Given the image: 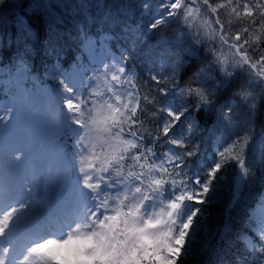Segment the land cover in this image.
Masks as SVG:
<instances>
[{"label":"snow or ice","instance_id":"snow-or-ice-1","mask_svg":"<svg viewBox=\"0 0 264 264\" xmlns=\"http://www.w3.org/2000/svg\"><path fill=\"white\" fill-rule=\"evenodd\" d=\"M195 3L196 0H141V20H147L135 30L129 28L134 39L140 40L169 22L178 23L184 33L193 37L194 47L211 41H217L220 48L228 47L231 62L209 46L204 56L210 58L209 64L198 68L186 86L181 87L176 80L181 71H187L179 54L169 66V76L154 72L148 77L158 90L151 95L153 90L141 91L146 85L137 83L138 73L126 52L105 56L99 67L86 68L77 61V71L69 72L56 66L60 56L52 47L49 54L56 56V63L50 69L54 81L51 94L59 107L52 116L50 135L34 142L22 131L26 125L22 117L23 92L8 106L0 104V112L4 113L0 116V137L6 140L12 163L26 159L30 151L38 150L47 156L52 137L64 135L71 141L69 159L74 176L59 193L49 191L46 185L38 188L31 182L9 184L0 180V264H185L206 205L213 198L210 194L219 188L218 174L234 166L239 181L249 175L247 135L223 148L218 141L210 157L196 162L195 167L189 164L198 153L187 149L188 134L194 126L199 127L203 113L217 111L215 92L204 87L207 81L200 77L218 72L231 78L238 69L244 72L245 83L237 95L249 111L256 108V97L248 91L249 86L255 84L264 90V48L258 43L260 37L256 36L252 43L248 38L241 42L242 33L252 35L247 27L234 36L205 28L198 19L199 8L193 7ZM203 5L211 13L228 6L213 7L209 0H203ZM13 7L9 0H0V9ZM253 9L264 28V0H255L254 5L245 3L244 17H254ZM231 12L241 15L236 7ZM28 15L12 13L14 23L25 34L31 31ZM256 22L251 19L252 24ZM216 23L223 32L219 17ZM82 44L84 51L93 44L86 31ZM249 48L253 54L258 53V58L249 55ZM18 62L27 75L24 57H19ZM177 91L198 102L177 106L172 98ZM158 104L161 106L156 107ZM225 107L227 111H221L220 119L228 125L234 113L230 105ZM150 108L155 111L150 112ZM161 115L165 119L161 120ZM149 120L159 121L155 132L145 127ZM185 127L187 134L182 131ZM158 147H167L168 151L158 153ZM53 159L63 166L66 154L57 151ZM257 212L261 213L257 233L260 247L253 251L264 255V200L250 210L249 216L255 219ZM217 236L222 244L225 234L220 231ZM236 264H243L242 258Z\"/></svg>","mask_w":264,"mask_h":264},{"label":"trees","instance_id":"trees-1","mask_svg":"<svg viewBox=\"0 0 264 264\" xmlns=\"http://www.w3.org/2000/svg\"><path fill=\"white\" fill-rule=\"evenodd\" d=\"M9 3L15 7L0 9V18H2L0 22V64L10 66V63L15 62L19 57H24L26 67H30L39 74L44 73L45 69L56 63V56L49 54L52 47H55L60 57L65 55V58L69 59L76 52L85 31L95 34L110 31L112 35L119 36L126 26L133 27L146 22V20H141V0H9ZM245 3L254 5L255 0H231L230 5H228V0H209V4L213 7L217 4L228 5L216 12L220 23L224 25V33L227 32L230 36H234L237 31L247 27L252 35L249 37L248 33H242L241 40L248 38L252 43L255 42L256 36H259L258 43L261 48H264V28L260 26L255 9H253L254 17H244L243 5ZM233 7L241 13L240 17L231 12ZM204 11L207 12L208 17L213 16L211 26L214 25L218 32L216 16L211 14L207 6ZM13 12L17 16L25 12L29 14L26 17L31 25L29 34H25L16 26L12 16ZM253 18L257 21L255 24L251 23ZM144 38L138 40L135 46L126 45L124 47L130 58V65L138 73V84L142 81L146 85L141 89L142 92L153 90L151 95L157 94L158 90L154 83L148 79L154 72H160L164 76L170 75L169 67L160 68L155 63L156 61L154 62L156 58L154 53L159 51L156 44L160 49L165 47L172 56L179 54L183 58L187 71H181L176 77L181 87L189 83L198 68H203L210 62V58L204 59V56L207 55L206 50L211 46V42L194 47L193 37L184 33L178 23L169 22L164 27L148 33ZM118 40H122L121 43H123V39ZM245 47L248 46L245 45ZM197 48L204 49V51H196ZM249 49V55L254 59L258 58V53L253 54L251 48ZM200 79L207 81L204 87L214 90L217 111L203 113V118L199 120V127H195L197 130L195 136H190L186 147L197 151L198 154L190 158L189 164L194 165L196 158L203 161L207 157L208 151L212 149L210 143L216 136L219 139H225L233 131L234 140L244 135L250 138L245 153L249 175L237 191L235 184L237 172L234 166L229 167L223 175L218 174L219 188L210 194L213 198L206 205L204 218L200 222L199 231L191 245L190 255L186 258L185 264H236V261L241 258L243 264H264V255H258L253 249L249 250L241 241L243 234L253 233L252 226L255 220L250 218L248 210L257 205L260 192L264 191V162H262L264 91L258 93L259 89L255 87L253 91L257 93H254L248 88V91L256 97L254 101L256 108L249 111L247 104L237 95L240 85L245 83L244 72L237 71L231 78H225L218 72H211L205 73ZM185 100L184 104L189 105L198 102L191 96H186ZM226 105L232 107L234 115L228 125L221 126L220 114L221 111H227ZM160 106L158 104L156 107ZM149 111H155V108H150ZM193 113L199 116L194 109ZM209 117H211V123H209ZM145 127L155 132L159 127V121L149 120ZM231 142H225L221 144V147H227ZM233 192H235V197H233ZM244 203H246L245 207ZM243 218L247 219V225ZM226 224L232 233L225 232L223 243L219 242L217 246L216 243L219 240L217 233L223 231ZM256 241L257 248H259L258 238ZM209 242L210 244H207Z\"/></svg>","mask_w":264,"mask_h":264},{"label":"rangeland","instance_id":"rangeland-1","mask_svg":"<svg viewBox=\"0 0 264 264\" xmlns=\"http://www.w3.org/2000/svg\"><path fill=\"white\" fill-rule=\"evenodd\" d=\"M193 7L199 8L198 19L201 21L202 25L205 28L210 27L215 29L214 25L211 26L213 16L211 15V17H208L207 12L204 11L206 6L203 5V0H196ZM211 14H216L217 16V13ZM1 20L2 18H0V22ZM145 20L147 19L142 21ZM138 25L141 24L139 23L133 27H125L124 30L130 35L132 32L129 31V28L135 30ZM224 30L221 32L219 29L218 32L224 34ZM136 34L138 35L139 32L137 31ZM106 38V36L102 37L101 41L104 42ZM135 41L133 37L131 44ZM231 44L232 40L229 39V45ZM210 45L221 51L231 62L232 53L229 52L227 46L220 48L217 41H211ZM92 46H90L88 50H90ZM167 53L168 52H164L163 56L160 57L163 68L169 67L175 59V57ZM120 54V52L114 51L109 47L105 49L101 47L91 55L92 62L82 59L81 63L86 68L99 67L100 61L103 60L105 56H119ZM229 71H232V69L230 68ZM237 71L241 72L239 69ZM48 72H50V70ZM72 72H76V69ZM87 75H92V72L89 71ZM48 82H54L51 72L47 73L45 76H41L29 70L28 74L25 75L21 66H16L15 68L9 67L5 70L0 68V104L8 106L9 101L17 99L20 92L24 93V98L21 100V103L24 105L22 108V117L26 118V125L23 127L22 131L34 142L43 141L53 131L50 127L53 122L52 116L59 107L56 97L51 94L53 84ZM255 87L256 85L252 84L249 88L253 91ZM257 88L259 89L258 93L264 91L259 87ZM13 91H17L16 98H14ZM253 92L257 93V91ZM2 115H4V113L0 112V116ZM32 123L38 124L33 126ZM69 140L70 139L64 135L53 136L51 144L47 145L49 149L47 156L38 150L30 151L26 159L17 163H12L10 161V154L7 153L6 140L0 137V175H4L3 181L9 184H24L31 182L38 188L46 185L49 191L55 190L59 193V191L64 189V183L67 182L69 184L74 178L71 167L72 162H70L71 160L69 159L72 155V150L69 147L71 141L69 142ZM233 140L234 139L229 138L222 140L221 143ZM57 144H59V149L57 148ZM212 145H214V143H212ZM214 147L216 149V145H214ZM57 151L66 154L63 166L54 163L53 158ZM243 182L244 181L237 182L238 188L243 185ZM206 232L205 230V233ZM210 242L207 244H210Z\"/></svg>","mask_w":264,"mask_h":264},{"label":"bare ground","instance_id":"bare-ground-1","mask_svg":"<svg viewBox=\"0 0 264 264\" xmlns=\"http://www.w3.org/2000/svg\"><path fill=\"white\" fill-rule=\"evenodd\" d=\"M33 124H36V123H33Z\"/></svg>","mask_w":264,"mask_h":264}]
</instances>
